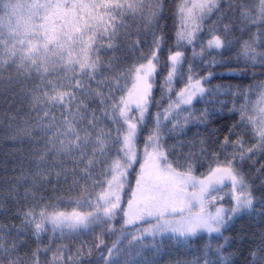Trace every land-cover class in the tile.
<instances>
[{"label": "trees", "instance_id": "1", "mask_svg": "<svg viewBox=\"0 0 264 264\" xmlns=\"http://www.w3.org/2000/svg\"><path fill=\"white\" fill-rule=\"evenodd\" d=\"M20 2L32 3L34 0ZM72 2L73 0H68V3ZM235 2L236 0H219L218 9L198 21L199 30L191 43L179 41L177 36L181 17L179 9L182 4L188 5L190 0H160L159 6L153 5L158 15L147 28L146 21L139 14L135 17L131 13H126L125 17L116 16V38L110 41L105 34L95 42L92 59L99 61L95 76L81 73L79 66H76L75 74L67 73L72 85L77 81L82 82L84 87L77 90L76 95L78 100H83L87 105L89 116L95 111L100 118V126L115 136L116 125L104 116V109L107 107L111 113V105L119 102L121 95L126 96L131 76L127 80L121 79L120 89L112 91L116 78L121 72L127 73L130 67L147 62L140 57L152 44L153 32L156 36L163 37L145 123L141 125L132 149L136 158L129 160L124 157L123 152L120 153L124 157L121 162L126 169V181L119 192L121 208L115 218L104 225L73 231L54 229L49 223H45V230L37 234L35 223H29L24 213L33 206H36L37 213L45 210L49 215L56 212L71 214L91 211L88 201L91 200L94 205L96 196L103 190L99 186L100 182H104L103 187L107 188L106 178L101 172L103 169H110L117 159L116 149H112L106 163L103 162L105 158L100 157L101 163H97L90 174L80 173L77 169L78 185L73 183L71 171L75 159L79 158V152L76 158L64 157L63 167L70 173L67 180L64 175L57 178L56 172L61 170L59 167L48 168L51 175L46 181L38 182L34 193L30 191L25 196V188L32 189L31 182L19 187L18 196L8 192L10 183L15 182L23 169L35 171L33 153L36 148L43 146V140L39 144L35 143L40 139L38 131L32 139L26 131H20L26 127L31 128V121L25 125L31 103L22 94L20 84L8 83L9 77L16 78L15 65L6 67L2 73L4 82L0 84V236L9 245L15 240L19 245L18 255L31 259L32 254L39 249L36 257L39 264H105L103 257L108 256V249L115 244L119 253L112 259L117 264H196V261L204 264V253L211 241L213 251L217 244H224V255L231 260V264H253V251L256 252V264H264V149L255 148L251 153L247 151L257 141L247 119L241 123L244 106L247 107V114L257 115L253 109L260 94L264 92V60L257 57L252 61L239 55L243 41L255 36L258 28L256 25H244L240 22L239 11L229 7L235 5ZM258 5L259 0H247L249 7ZM148 11V7H145V16ZM3 15L0 12V16ZM226 25L229 26L227 31ZM209 28H214V34L223 37V48H208L207 41L211 39ZM137 40L140 44L133 49L132 44ZM256 47L258 52H264V43L260 40H257ZM170 50H179L184 54L182 72L172 81L171 90L164 80L169 70L166 65L169 63L167 57ZM64 75L62 70L53 73V76ZM189 75L201 80L205 92L197 94L191 104H182L180 109L173 108L172 116L165 120V110L177 100V93L188 84ZM68 82L64 81L65 84ZM97 92L103 93L106 104H101V97L96 95ZM158 113L162 132L161 144L168 162L177 171L188 173L194 181L204 179L211 168L216 166L214 153L219 154L220 161L225 157L231 159L235 154V165L253 194L254 208L230 220L222 228L221 235L213 234L210 237L205 232H199L189 237L161 238L145 233L144 229L156 223L155 217H145L144 221H137L134 225H124V212L128 210V200L133 198V191L137 189V178L140 177L141 168L148 157L145 143L156 127ZM32 115L35 116V113ZM129 115L136 116L134 112ZM225 136L229 137L227 144L224 143ZM235 141H242L243 147L238 146L234 150ZM241 152L244 153L243 160L240 159ZM87 153L91 156V148L87 149ZM48 164H51L50 160ZM189 165L191 172L188 171ZM107 178H111L110 172ZM86 183L91 196L84 192ZM226 183L227 187L219 186L217 188L220 190L212 193L217 201L213 206L222 207L230 215L233 207L232 189L230 181ZM109 225L112 227L111 231ZM122 229L124 236L121 235ZM101 239L103 245L97 247Z\"/></svg>", "mask_w": 264, "mask_h": 264}, {"label": "snow or ice", "instance_id": "2", "mask_svg": "<svg viewBox=\"0 0 264 264\" xmlns=\"http://www.w3.org/2000/svg\"><path fill=\"white\" fill-rule=\"evenodd\" d=\"M160 0H34L32 3H21L20 0H0V84L4 82L2 73L7 68L15 65L16 78L9 77V84H20L22 94L31 103V109L25 119L27 126L31 121V128L20 129L27 132L30 139L40 134L43 146L36 148L33 155L35 157V171L23 169L14 183H10L8 192L14 196L19 195V187L22 184L31 182L32 189L25 188V196L30 191L34 193L39 181H46L51 175L48 168L61 170L56 172L57 178L64 175L65 180L69 176L67 169L63 167L64 157L75 159L71 175L73 183L79 184L78 172L90 174L97 163H101L100 157H107L112 149H116L117 159L110 169H103L101 175L106 178L107 188L103 187L104 182L99 186L103 189L95 198L94 205L88 201L92 210L89 212H73L65 214L56 212L46 213L45 210L36 212L35 207L28 209L24 217L29 223H35V232L39 234L45 230V223H51L53 228L78 230L89 229L96 225L107 224L109 220L115 218L120 204V190L123 189L126 176L125 165L121 162L124 157L135 159L136 154L132 151L135 146L141 125L145 123V113L148 112L149 97L152 89L154 75L158 71L159 53L163 37L156 36L153 32L152 44L147 52H142L140 59H146V63H138L130 67L127 71L121 72L116 78L115 88L120 89V80H127L128 76L134 78L132 90L129 95L136 97V107L140 113L139 119L130 116L129 101L120 96L119 102L111 105V113L107 107L104 109V116L116 125L115 136L106 132L100 126V118L95 111L89 116L87 105L83 100H78L76 92L83 89L81 81L75 85L71 84L68 72L75 74L76 66H79L81 73H90L95 76L98 68V59H92L95 42L107 34L111 41L116 38L117 25L114 18L116 16L125 17L126 13H131L134 17L139 14L146 21L145 27H150L156 19L158 12L153 6H159ZM219 0H194L191 6L182 4L179 11L182 17V25L177 33L180 41L187 40L189 43L195 38V33L199 30L198 21L204 19L205 15L218 9ZM148 7V14L144 15V9ZM234 11L238 10L240 22L244 25H256L258 32L249 40L243 41L240 56L255 61L257 57L264 60V52H258L256 43L260 40L264 43V0H259L258 7L247 6V0H236L235 5H230ZM5 17L7 18L5 20ZM109 27L111 31H109ZM229 26H225V31ZM215 29L209 28L211 39L207 41L209 49H221L225 46V40L219 34H214ZM140 44L137 40L132 44L135 49ZM112 45L110 44L109 47ZM179 47V45H178ZM203 51V49H202ZM183 52L176 50L169 52L167 57L169 70L164 78L166 86L171 90L172 81L182 72ZM58 70L65 72L63 77L53 76ZM191 72V67L189 68ZM35 74V75H34ZM51 77V78H50ZM69 81L67 84L64 81ZM188 84L177 93V100L169 105V109L164 112V119L168 120L172 116V109H180L182 104H191L197 94L205 92L201 80L188 77ZM31 85V87H29ZM264 87V85H262ZM62 89H68L67 91ZM91 95V93H89ZM101 97V104H106L103 93L97 92ZM111 95V91H110ZM113 101L115 97L112 96ZM257 115L247 114V107L241 112V123L247 119V124L251 126L256 144L247 151L251 153L255 148L264 149V92L260 94L253 109ZM35 113V116L32 113ZM118 113V114H117ZM160 114H157L156 127L148 135L145 143V153L152 161L150 170L137 178V189L133 191L132 199L128 200V210L124 212V225H134L137 221H144L145 217H155L156 223L144 229L150 235L171 231L180 236L194 235L197 230L203 229L211 237L213 234H222V228L228 221L238 214L251 211L254 208V197L249 190L238 167L235 165V154L231 159L225 157L219 160V154L214 153L217 163L211 168L208 176L198 181L199 193H193V198L201 202V213L197 214L194 221L187 227H174L171 222L165 219L166 213H175L180 206L183 211L185 200L183 198L184 187L192 182L193 187L196 181L188 175L176 170L168 162L165 151L161 144V122ZM122 122V123H121ZM126 125V128L124 127ZM175 127V125H174ZM229 137L225 136L224 143L227 144ZM119 146V147H117ZM243 147L242 141L233 142L236 150ZM91 148V156H88L87 149ZM149 148L151 151H149ZM124 153V157L120 153ZM244 153L241 152L240 159L243 160ZM51 161L49 165L48 162ZM80 165H83L81 168ZM144 166H142L143 169ZM191 172V165H189ZM109 172L111 178L108 179ZM230 181L232 188V199L234 206L229 215L223 208H217L215 214L204 213L203 202L212 193L219 191L217 185L227 187ZM84 192H88L87 183ZM33 199L35 196L33 194ZM213 199L215 197L213 196ZM191 203V201H187ZM37 217L39 219L37 220ZM150 223V222H149ZM112 230L111 225L108 226ZM121 235L125 232L121 230ZM137 239V237H133ZM103 245V240L97 247ZM19 245L12 242L7 244L3 236H0V264H39L38 257L40 250L28 256L18 255ZM119 249L114 244L108 249V256L103 257L105 264H117L112 259L118 255ZM215 257L210 259L209 257ZM256 252L253 251V264ZM199 264V261H196ZM204 264H231V260L224 255V244H217L215 250L212 249L211 241L207 245L204 253Z\"/></svg>", "mask_w": 264, "mask_h": 264}, {"label": "rangeland", "instance_id": "3", "mask_svg": "<svg viewBox=\"0 0 264 264\" xmlns=\"http://www.w3.org/2000/svg\"><path fill=\"white\" fill-rule=\"evenodd\" d=\"M193 2H194V0H190V3L187 6H191ZM182 23H183L182 17H180L179 26H178V32L180 31ZM183 41L188 42L186 39L183 40ZM130 80H131V84L129 85V88L127 89V93H126L125 98L129 101V108L131 109L130 112H134L135 115H136L134 117H138V119H139L140 113H139V111L137 110V107H136V97H135L134 94L132 96L129 95V92L132 90V85L134 83V78L131 76ZM151 165H152V161L147 157L145 163L143 164V166H144L143 169L141 168L140 176H142L145 173H147L150 170ZM196 182L197 183H196L195 187H193L192 182H189L184 187V190H183L184 196H183V198L185 200V204L183 205V211H180V206H178V209H177V211L175 213L169 212V213L165 214V219L170 221L172 226L178 227V228L179 227H187V226L190 225V223H192L194 221V218L197 216V214L201 213V202H200V200L196 199V198H193V196H192V194L194 192L195 193H199L200 185H199L198 181H196ZM219 186L220 185H217V187H219ZM189 200L191 201V203L187 202ZM216 202H217L216 199H213L212 195L208 196L207 199L203 202L204 213L215 214L217 208H222L220 206H213ZM233 206H234V201H233ZM49 224L53 227V225L51 223H49ZM199 232L207 233L203 229H199V230H197V232L195 234H197ZM155 235H157V236H159L161 238L162 237H167V236H169V237H189V236H192V235L180 236L178 233L174 234L171 231H167V232H163V233H157Z\"/></svg>", "mask_w": 264, "mask_h": 264}]
</instances>
